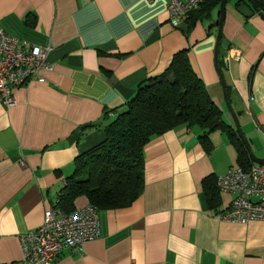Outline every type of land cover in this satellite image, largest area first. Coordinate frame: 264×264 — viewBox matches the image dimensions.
I'll list each match as a JSON object with an SVG mask.
<instances>
[{"label": "crops", "instance_id": "crops-1", "mask_svg": "<svg viewBox=\"0 0 264 264\" xmlns=\"http://www.w3.org/2000/svg\"><path fill=\"white\" fill-rule=\"evenodd\" d=\"M222 1L208 0L173 26L167 0H0V28L19 43L49 47L52 65L44 82L13 91V106L0 104V264H23L20 237L57 204L76 157L104 140L103 127L138 85L181 50L233 127L218 68L254 156L264 159V19L244 17L241 0H228L221 30L229 49L218 47L215 60ZM204 132L179 125L153 137L143 150L141 194L97 208L99 236L53 264H264V221L222 222L215 214L232 196L218 192L213 208L206 199L203 180L216 184L239 166L225 132ZM87 204L79 197L67 213Z\"/></svg>", "mask_w": 264, "mask_h": 264}, {"label": "trees", "instance_id": "trees-1", "mask_svg": "<svg viewBox=\"0 0 264 264\" xmlns=\"http://www.w3.org/2000/svg\"><path fill=\"white\" fill-rule=\"evenodd\" d=\"M252 1L264 11V3ZM179 125L198 126L205 130L206 138L217 130L225 132L235 145L238 166L247 169L252 165L234 128L222 119L221 110L193 71L187 50H181L173 55L162 74L138 85L134 96L103 127L104 140L76 157L74 172L66 179L58 207L66 212L72 210L79 197H85L98 209L133 202L143 188L145 146L153 137ZM202 186L209 205L217 206L215 179L206 178Z\"/></svg>", "mask_w": 264, "mask_h": 264}, {"label": "built area", "instance_id": "built-area-1", "mask_svg": "<svg viewBox=\"0 0 264 264\" xmlns=\"http://www.w3.org/2000/svg\"><path fill=\"white\" fill-rule=\"evenodd\" d=\"M151 2L153 0H145ZM208 0H167L170 22L177 26ZM49 47L19 41L0 28V104L14 105L13 91L30 83H42V72L51 71ZM216 188L232 196L230 205L215 215L225 223L245 225L264 221V165L235 167L216 178ZM98 209L87 204L70 213L58 207L46 209L42 224L20 237L23 264H53L65 251L76 252L81 244L99 236Z\"/></svg>", "mask_w": 264, "mask_h": 264}, {"label": "water", "instance_id": "water-1", "mask_svg": "<svg viewBox=\"0 0 264 264\" xmlns=\"http://www.w3.org/2000/svg\"><path fill=\"white\" fill-rule=\"evenodd\" d=\"M228 0H223L221 2L220 5V9H219V19H218V29H217V36H216V42H217V46L214 52V59H217V55H218V47L223 50V51H228L229 49V42L222 38V22H223V18H224V12H225V3ZM249 3L250 6H248L247 4L244 3V0H241L239 2H237L236 4V10L238 13H240L241 15H243L244 17H251V15L253 14V12L257 13L258 15H260L263 19L264 16L262 15V13L260 12V10L257 8V6L253 3L252 0H245ZM216 71L218 73L220 82H221V87L223 90V99L225 102V106L227 108V111L230 114V117L232 119V123H233V128L235 130V132L237 133V136L239 137V139L242 141L244 147L246 148L248 155L252 161L253 164H259V165H264V159H258L254 156L249 141L247 140V138L245 137L241 127H240V123L238 120V116H240V112H236L234 111V109L232 108L230 102L228 101L227 98V94H226V90H225V82L223 80V77L221 75V73L219 72L218 68L216 67Z\"/></svg>", "mask_w": 264, "mask_h": 264}]
</instances>
